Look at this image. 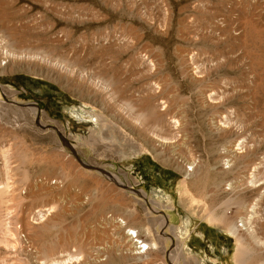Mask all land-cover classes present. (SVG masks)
<instances>
[{
  "label": "rangeland",
  "instance_id": "1",
  "mask_svg": "<svg viewBox=\"0 0 264 264\" xmlns=\"http://www.w3.org/2000/svg\"><path fill=\"white\" fill-rule=\"evenodd\" d=\"M0 43V264L264 262V0H0Z\"/></svg>",
  "mask_w": 264,
  "mask_h": 264
},
{
  "label": "bare ground",
  "instance_id": "2",
  "mask_svg": "<svg viewBox=\"0 0 264 264\" xmlns=\"http://www.w3.org/2000/svg\"><path fill=\"white\" fill-rule=\"evenodd\" d=\"M40 56V55H39ZM38 56V57H39ZM0 57L1 58H3V59H7V58H13V59H26V58H36L37 57V55L35 56V55H32V54H28V53H24V52H17V51H11V50H9V49H7V48H5V45H4V43H0ZM41 58V57H40ZM43 58V57H42ZM43 60L45 61L46 59L45 58H43ZM2 59L0 60V66H1V64H3L2 62ZM65 67V66H64ZM67 68H65V70H66ZM68 71H69V69H68ZM70 72V71H69ZM82 77H85V76H83L82 75ZM111 82V81H110ZM153 86V85H152ZM154 87V86H153ZM96 88L97 89H101V90H105V93H107L108 95H110L111 96V90L112 89H110L111 88V86H110V83H109V85L107 84V85H102V84H96ZM152 88V87H151ZM154 90V89H153ZM152 90V91H153ZM137 115H139V114H137ZM133 116V119L136 121V122H142V123H144V121L141 119V117L140 116ZM142 120V121H141ZM173 122V125H174V128L175 127H177V124H178V121L177 120H174V121H172ZM140 124V123H139ZM172 125V126H173ZM164 138H167V137H164ZM165 141V140H164ZM238 146V145H237ZM238 148V147H237ZM242 148V147H241ZM240 147H239V149H241ZM231 149V148H230ZM237 150V149H236ZM242 151V150H241ZM240 151V152H241ZM231 155L233 156V157H235L236 155H237V152L234 150H231ZM229 156V155H228ZM237 157V156H236ZM229 158V157H228ZM232 160H233V158H231ZM193 160L195 161V159H192L191 161L193 162ZM228 160H230V159H228ZM190 161V162H191ZM226 161V160H225ZM232 163V165H233V161L231 162ZM234 163H235V158H234ZM190 164V163H189ZM197 164V163H196ZM226 164V163H225ZM226 165H228V164H226ZM257 166L259 165V163L258 164H256ZM255 165V166H256ZM189 166V165H188ZM190 167H191V165H190ZM226 168V167H225ZM229 168V167H228ZM192 169H190V171H191ZM187 171V170H186ZM189 171V172H190ZM257 173V172H256ZM245 177V176H244ZM249 179V178H248ZM255 180H257V179H255ZM241 181H243V177L241 178ZM254 181V180H253ZM252 181V182H253ZM238 182V181H237ZM251 182V183H252ZM241 183V182H240ZM239 183V184H240ZM245 183V182H244ZM231 184V183H230ZM230 184H229V187H227V189H230L231 188V186H230ZM237 184V183H236ZM241 185V184H240ZM243 185V184H242ZM249 184H247L246 186L247 187H249L248 186ZM252 186V185H251ZM233 187V186H232ZM240 187V186H239ZM234 188H235V186H234ZM233 188V189H234ZM231 190V189H230ZM244 190V189H243ZM50 207L48 208V209H39L38 211H36L35 213H36V215H35V217H36V219L38 220V219H43L44 218V216H45V214L48 212V211H50ZM34 213V214H35ZM244 216H247V215H244ZM252 216V214L250 215V217ZM242 217V216H241ZM240 218V217H239ZM243 221H244V223H242V227H243V225H246V227H244V229H247V224L249 223V222H251V219L250 218H248V217H244V218H241ZM238 220H240V219H238ZM241 220V221H242ZM242 221V222H243ZM238 223V222H237ZM251 228V227H250ZM128 230H130V231H132V230H134V228H132V227H130V228H128ZM229 230H230V232H231V234L233 235V236H238L239 234H238V231H239V229H238V226H236V224H233V223H231L230 225H229ZM252 230V229H251ZM253 230H254V226H253ZM128 235L125 237V238H123V239H121L120 238V240L119 241H117L116 242V248L117 249H119V248H122L124 245H125V243H124V240L125 239H127V241L128 242H131V244H134V243H138L139 244V242H141V243H143V244H140V246H139V248L138 249H141L142 248V245L143 246H145L144 248L145 249H147V250H149L150 248H151V244L150 243H147V242H145L144 243V241L142 240V241H136V240H134V237H137V233L135 232V233H127ZM238 238H239V241H241V244H243V242H242V238L240 237V236H238ZM77 254V253H76ZM235 258H236V264H243V262L245 261V259H244V257H243V252H242V254H236V256H235ZM81 260H82V256L81 255H75V254H70V253H66L65 255L63 254V255H60L58 258H52L51 260L49 259L48 261L47 260H45V261H43V263L42 264H73V263H80L81 262ZM261 264H264V262L262 263L261 262Z\"/></svg>",
  "mask_w": 264,
  "mask_h": 264
},
{
  "label": "built area",
  "instance_id": "3",
  "mask_svg": "<svg viewBox=\"0 0 264 264\" xmlns=\"http://www.w3.org/2000/svg\"><path fill=\"white\" fill-rule=\"evenodd\" d=\"M139 240H141V239H139ZM139 244H143V243H141V242H139ZM144 246L142 245V248L141 249H143L144 250V248H143Z\"/></svg>",
  "mask_w": 264,
  "mask_h": 264
}]
</instances>
